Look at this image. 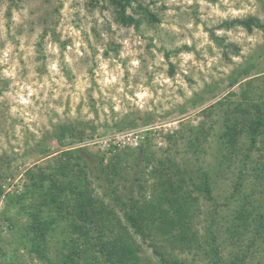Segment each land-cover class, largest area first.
Segmentation results:
<instances>
[{"label": "rangeland", "instance_id": "rangeland-1", "mask_svg": "<svg viewBox=\"0 0 264 264\" xmlns=\"http://www.w3.org/2000/svg\"><path fill=\"white\" fill-rule=\"evenodd\" d=\"M139 1L159 21L143 17L139 28L125 26L105 1L0 0V244H7L10 262L35 264L17 240L22 231L10 228L20 211L10 198L26 190L30 171L67 148L81 147L97 165L109 164L119 153L118 193L150 198L157 158L170 154L195 163L186 137L190 128L202 123L220 131L225 106L217 102L240 90V83H230L234 72L255 61L252 77L264 74V28L220 26L249 15L264 23V0ZM72 124L76 129L61 143L57 135ZM172 132L177 146L169 152ZM80 133L82 139L75 136ZM209 151L198 161H212L214 150ZM145 156L153 162L143 169ZM226 177L221 189L229 193L234 175ZM104 183L97 192L111 201L112 187ZM209 204L203 202V209ZM237 206L222 208V214L231 219ZM205 218L204 212L202 229ZM60 223L51 241L55 256L60 240L69 237L68 223ZM221 230L227 238L221 245L224 257L246 247H236L224 220ZM134 237L142 246L141 264H160L153 249ZM166 249L185 264H211L203 250L169 244ZM262 254L250 264L264 260Z\"/></svg>", "mask_w": 264, "mask_h": 264}, {"label": "trees", "instance_id": "trees-1", "mask_svg": "<svg viewBox=\"0 0 264 264\" xmlns=\"http://www.w3.org/2000/svg\"><path fill=\"white\" fill-rule=\"evenodd\" d=\"M101 1L115 7L117 21L125 26L139 28L143 17L159 21L139 0H91L93 4ZM238 25L249 32L264 28L263 21L254 15L224 20L220 24L227 29ZM255 65L253 61L238 68L230 83H240L239 92H231L229 100L217 102L225 106L220 131L214 133L211 125L202 123L190 128L192 136L186 137L195 163L168 154L151 165L153 157L145 156L143 169L151 165L150 173L155 179L150 198L135 197L133 191L125 195L118 193L114 184L123 159L119 153L109 164L101 160L97 165L85 158L81 147L67 148L51 156L37 172L30 171L31 183L26 190L10 198L20 209L18 217L10 219L11 231H22L21 238L17 239L20 247L28 250L35 264H141L142 246L134 237L136 234L153 249L160 264H185L172 257L166 249L168 244L203 250L205 255H211V264H250L263 256L264 74L252 77ZM241 79L246 80L241 82ZM256 80L261 83H255ZM234 96L239 97L234 99ZM76 127L63 125L56 138L64 143L67 132ZM175 133L168 135L170 142L173 141L167 148L169 152L176 151ZM75 136L83 138L81 133ZM211 149L215 158L205 161V157V162H199L200 156ZM132 153L138 156L136 150ZM100 173H104V180L112 187L111 201L97 192L99 186L106 184ZM231 174L234 177L228 193L221 189V182ZM94 177L99 182L95 183ZM203 202L210 203L208 210L203 209ZM232 203L238 206L231 219H227L222 208H230ZM204 212L203 230L200 215ZM63 219L68 223L69 237L60 240L58 254L51 255L54 250L51 241ZM223 220L233 234L236 247L246 243L245 248L231 252L230 257H224L221 250V245L227 242L221 230ZM206 244L210 247L208 250ZM0 245V264H19L10 262L7 244ZM258 263L264 264V260L261 258Z\"/></svg>", "mask_w": 264, "mask_h": 264}, {"label": "built area", "instance_id": "built-area-1", "mask_svg": "<svg viewBox=\"0 0 264 264\" xmlns=\"http://www.w3.org/2000/svg\"><path fill=\"white\" fill-rule=\"evenodd\" d=\"M129 137H130V136H128V137H127V136H123V139L125 140V138L128 139Z\"/></svg>", "mask_w": 264, "mask_h": 264}]
</instances>
